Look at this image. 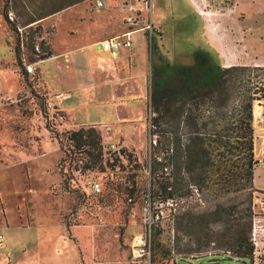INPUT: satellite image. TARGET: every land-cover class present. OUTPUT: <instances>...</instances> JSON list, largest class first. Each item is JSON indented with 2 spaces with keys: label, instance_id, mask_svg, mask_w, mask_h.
<instances>
[{
  "label": "rangeland",
  "instance_id": "obj_1",
  "mask_svg": "<svg viewBox=\"0 0 264 264\" xmlns=\"http://www.w3.org/2000/svg\"><path fill=\"white\" fill-rule=\"evenodd\" d=\"M190 1L191 6L186 0H153L152 19L158 10L164 12L168 5L173 9L165 12L163 18L161 16L162 26L152 20L159 30L151 31V35L143 31L147 66L145 88L149 103L151 68L159 62L157 54L151 53L150 37L156 42L158 52L172 64H191L194 48L201 46L213 49L223 67L243 66L245 70L238 78L242 81L257 83L264 77V62L251 51V48L264 51V14L256 18L263 22L251 23L255 32L249 35L245 14L235 0ZM59 2L10 1L7 12L11 11L16 24L25 27L27 32L24 50H21L18 32L9 29L2 17L3 0H0V21L10 33L8 46L13 51L8 63L19 66L21 53L28 60H39L34 55L35 43L39 44L38 56L43 60L46 52L53 55L64 52L63 45L101 39L104 36L101 26L88 25L95 16L106 19L109 26L111 22L122 25V12L103 9L98 13L90 0H80L46 15ZM42 15L46 16L38 18ZM30 16L36 20L27 23ZM141 34L138 32L136 36ZM139 40L141 45L142 39ZM56 43L62 47L55 49ZM65 59L62 54L52 64ZM39 65L33 75H21L14 93L0 90V232L5 242L0 247V264H143L134 262L130 251L134 235H148L143 224L147 211L159 215L149 236L150 264H264V155L254 150L258 160L254 180L260 189L253 184L255 190L251 194L231 191L201 199L188 190H194L193 186L187 189L184 183H178L172 199L152 205L151 195L158 187L162 171L161 168L153 171V159L161 145H156L159 136L151 123L155 117L151 104V126L147 118L142 143L137 148L132 145L126 148L122 158L116 152H107L102 162L113 158L114 165L109 168L101 163L93 175L102 191L97 196L89 194L86 188L81 192L76 188L79 177L73 176L72 166L68 168V180L63 182L64 146L71 141L64 134L62 148L58 142L59 133L67 130L65 118L48 116L47 101L53 100L54 90L48 86L43 67ZM253 104V109L255 105L261 106L262 127L259 130L254 116L259 143L264 140V124L261 123L264 99L255 100ZM97 130L102 141H109L100 128ZM110 142L117 143L111 139ZM80 153L72 150L71 156L83 158ZM163 172L168 175L169 169L164 168ZM176 204L189 207L190 216L174 215ZM214 204L220 205L222 212L210 216L206 211ZM248 207L251 210L249 235L254 251L253 257L244 261L235 256L233 250L219 246V242L231 241L238 220L248 213L242 210ZM254 218L257 226L253 238ZM185 225L189 234L183 233Z\"/></svg>",
  "mask_w": 264,
  "mask_h": 264
},
{
  "label": "trees",
  "instance_id": "obj_2",
  "mask_svg": "<svg viewBox=\"0 0 264 264\" xmlns=\"http://www.w3.org/2000/svg\"><path fill=\"white\" fill-rule=\"evenodd\" d=\"M10 1L3 0L2 17L8 28L16 31V22L7 18ZM60 1L46 15L80 0ZM35 20L36 18L30 16L27 23ZM149 46L151 53L157 54L159 59L157 64L152 65L150 73V105H153L155 113L151 123L157 128L155 131L159 136L156 145H161L157 148L159 153L153 159V171L156 168H161L162 171L150 203L154 205L155 202L172 199L178 190V183H184L187 189L193 186L194 190H188L201 199L231 191L251 194L255 190L253 172L258 163L254 156L253 102L264 99L263 84L238 79L239 73L245 68L238 65L223 67L213 49L196 46L191 64H172L158 52L156 42L152 41L151 37ZM46 54L48 56V52ZM37 57L40 59L38 54ZM48 116L52 119L58 117L60 120L65 118L60 110L48 113ZM97 128L100 127L82 125L67 128L64 133L57 134L61 148L64 134L67 140L71 141L64 146L63 182L68 180V168L72 166L73 176L79 177L76 188L81 192H85V180L93 177L97 165L102 163L109 168L114 165L113 158L110 161L104 159L102 162V157L106 156L107 152H116V155L122 158L125 149L130 148L117 141V150H108L110 139L107 142L102 141ZM100 130L103 136L108 133L105 126ZM132 147L137 148L134 145ZM72 150L82 152L86 159L81 153L83 158H73ZM79 159L83 164L76 173V163ZM164 168L169 169L168 175H163ZM100 192L89 194L97 196ZM173 209L174 215L191 214L189 207L182 205L178 207L176 204ZM221 212V206L217 204L208 207L206 211L210 216ZM242 212L248 213H244L238 220V227L234 230L231 241H221L219 246L233 250L235 256L245 261L253 257L254 247L249 235L251 210L248 207ZM187 228L185 225L186 231L181 229L184 234H189ZM215 240L218 242V239ZM139 263L144 264L142 261Z\"/></svg>",
  "mask_w": 264,
  "mask_h": 264
},
{
  "label": "crops",
  "instance_id": "obj_3",
  "mask_svg": "<svg viewBox=\"0 0 264 264\" xmlns=\"http://www.w3.org/2000/svg\"><path fill=\"white\" fill-rule=\"evenodd\" d=\"M186 2L191 6L190 0H186ZM235 3L244 12L248 34L252 35L255 29L251 23L263 22L261 19L257 21L256 18L264 14V0H235ZM105 9L121 12L116 7L115 1H111L109 7ZM172 9L173 7L168 5L164 12L158 10L156 17L153 19L151 17V20L162 26L159 23L161 16L163 18L165 12L170 13ZM101 10L96 11L100 13ZM112 16L118 18L117 15ZM252 16L255 17V20H252ZM123 18L124 14L121 16L122 25L111 22L109 26L106 19L95 16L93 20H89L88 25L101 26V31H104V36L101 39L90 43L85 39L83 44L72 45L70 43L63 47L56 43L55 49L65 47V51L54 55L50 53L45 59L35 63V70L36 65L40 64L39 66L43 67L45 79L48 86L54 90V95L58 93L68 95L61 101H56V108L65 114L67 128L93 125L104 129V126H107L109 131L104 133V136L108 139L119 141L125 146H137L143 140L147 123L146 106L149 105L145 88L147 66L144 32L142 30L132 31L130 34L131 46L120 48L115 58L109 57L99 47L102 39L123 34L128 30V25ZM112 20H116V18ZM138 32H142V34L136 36ZM10 38V33L0 21V90L14 93L20 83L21 75L30 74L25 73L23 69L20 60L21 54L18 55L19 66L8 63L13 56V51H10L8 46L11 43ZM139 39H142L141 45ZM72 47L76 48L71 49ZM251 51L258 55L259 61L264 62V51L255 50V48H251ZM62 54L66 59L53 65L52 61L58 56L61 57ZM42 62H46V64L41 65ZM47 65H51V67H46ZM73 67L75 70H72ZM19 71L21 74L18 73ZM261 123L264 124L263 114ZM115 134L116 138H114ZM256 168L257 166L254 168V172ZM254 172L253 184L255 188H259L254 180ZM4 243L3 239V245Z\"/></svg>",
  "mask_w": 264,
  "mask_h": 264
},
{
  "label": "built area",
  "instance_id": "obj_4",
  "mask_svg": "<svg viewBox=\"0 0 264 264\" xmlns=\"http://www.w3.org/2000/svg\"><path fill=\"white\" fill-rule=\"evenodd\" d=\"M94 9L101 10L109 7V3L111 1H115L116 7L124 14V22L128 25L129 29L120 35H112L109 37H106L100 41V49L107 53V55L111 58H115L118 55V52L120 48L122 47H130L132 44L131 40V32L134 30H142V31H148L151 35V31L153 30H159L158 27L154 26L152 20H151V8H152V0H90ZM7 18L9 21L14 22V16L11 11L7 12ZM144 19V22H143ZM25 27L19 26L16 24V32L19 34V46L21 50H24V38L26 36L24 35L27 33L24 29ZM33 49L36 53H34L35 56L40 52L39 44L35 43L33 45ZM50 53L48 52V55ZM21 63L23 65V69L25 73L32 75L35 71V63L38 61H42V59L39 60H28V58L25 56L24 53H21L20 56ZM262 83L264 87V77L260 79L259 82ZM68 95L66 93H58L54 95L52 101H47V107L49 110V113H54L58 108H56V101H61L63 98L67 97ZM148 116L150 127V103L148 105ZM106 130L109 131V127L105 126ZM150 144V143H149ZM108 150L110 151H116L117 146L115 143H109ZM83 162L79 159L76 163L77 170L75 171L78 173L81 169V165ZM258 164V163H257ZM256 164V165H257ZM255 165V167H256ZM85 188L88 189L92 193H98L101 191V184L98 181L96 177H90L85 180ZM159 218L158 214L151 213V211H147L144 213L143 218V224L146 232L148 235H144V233H139L134 235L132 242H131V258L134 262H144V264H150V243H149V236L150 231L152 228L153 223ZM256 219L253 220V226H252V235L253 238L256 233ZM147 237V238H146ZM251 242L253 239H251ZM253 244V243H252ZM3 245V234L0 232V247Z\"/></svg>",
  "mask_w": 264,
  "mask_h": 264
},
{
  "label": "bare ground",
  "instance_id": "obj_5",
  "mask_svg": "<svg viewBox=\"0 0 264 264\" xmlns=\"http://www.w3.org/2000/svg\"><path fill=\"white\" fill-rule=\"evenodd\" d=\"M210 32V31H208ZM254 116L257 119L256 121V125H257V129L259 130V127H262L260 125V116H261V106L259 105H255L254 106ZM258 130L255 129L254 131V135H255V139H254V150L257 154H262L264 155V140L260 141L259 143L257 141H259V132ZM258 132V133H257Z\"/></svg>",
  "mask_w": 264,
  "mask_h": 264
}]
</instances>
